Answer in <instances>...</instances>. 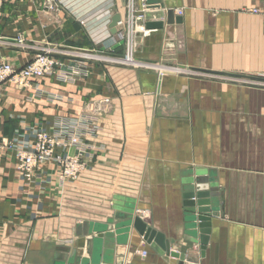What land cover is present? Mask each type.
I'll list each match as a JSON object with an SVG mask.
<instances>
[{"label":"crops","instance_id":"0c3cea01","mask_svg":"<svg viewBox=\"0 0 264 264\" xmlns=\"http://www.w3.org/2000/svg\"><path fill=\"white\" fill-rule=\"evenodd\" d=\"M58 1L57 12L4 1L0 63L22 67L47 45L105 58L54 54L75 79L3 83L0 139L31 149L61 121L98 117L81 145L58 149L86 163L63 186L57 162L26 181L14 151L0 153V264H264V16L250 12L261 0H151L182 21L150 29L133 61L110 59L129 53L110 26L127 15L122 0ZM19 34L38 48L11 44ZM198 178L217 192L204 250L184 204ZM135 216L185 258L154 251L124 225Z\"/></svg>","mask_w":264,"mask_h":264},{"label":"built area","instance_id":"2783aa9c","mask_svg":"<svg viewBox=\"0 0 264 264\" xmlns=\"http://www.w3.org/2000/svg\"><path fill=\"white\" fill-rule=\"evenodd\" d=\"M5 0H0V15ZM140 6L136 0H126L127 15L125 19L118 21L117 25L121 26L118 36L126 41L129 53L125 57H111L113 60L133 61V50L139 44L141 38L150 30L146 26L145 11L149 9L150 4L147 0H141ZM44 8L48 11L57 12L61 10L58 0H44ZM254 14L264 15V0H261L260 6L250 10ZM182 12L179 11V14ZM2 39H0L1 41ZM16 47L38 48L27 43L23 34H19L13 42ZM54 54H62L75 56L80 58H105L98 53L89 52L75 48H57L47 45L39 48V52L22 67H15L8 62L0 63V88L7 81H11L18 86L29 87L34 80L42 79L49 75H57L64 81L75 79L76 73L62 68L63 62L56 59ZM78 73L87 75V69L81 67ZM108 102L109 99H104ZM98 117L97 113L83 112L76 118H72L68 122H60V128L57 133L48 131L39 132L35 143L31 149H22L15 146V142L11 139H0V153L12 150L17 158V169L26 181H32L36 172L41 168V164L47 160H53L58 163V177L63 186L66 182L74 181L86 167L82 154L72 153L68 151L65 155L60 153V148H71L82 144V137L90 130L89 124ZM143 257L147 256L148 251L139 252Z\"/></svg>","mask_w":264,"mask_h":264},{"label":"water","instance_id":"95a60500","mask_svg":"<svg viewBox=\"0 0 264 264\" xmlns=\"http://www.w3.org/2000/svg\"><path fill=\"white\" fill-rule=\"evenodd\" d=\"M149 4L151 0H147ZM122 4H126V0H122ZM166 17V22L164 21ZM121 15L117 13L113 16L110 26L114 28ZM146 26L148 29H162L165 24H174L182 21V17L175 16L174 10H163L160 5H150L149 9L145 11ZM195 185L192 180L187 181L186 190L184 193L185 210L187 212L186 222L189 233L197 237L202 249L204 250L209 242V235L211 233V218L217 215L216 210V197L217 192L213 184L204 181L201 178L197 179ZM133 224L139 234L147 241L150 247L161 255H171L175 257L185 258L177 250L171 248L170 242L165 238V235L157 230L151 228L139 216H135L128 223L124 225ZM62 251H68V248H60ZM66 258L65 256H60ZM88 261L86 260V263Z\"/></svg>","mask_w":264,"mask_h":264},{"label":"rangeland","instance_id":"374dc122","mask_svg":"<svg viewBox=\"0 0 264 264\" xmlns=\"http://www.w3.org/2000/svg\"><path fill=\"white\" fill-rule=\"evenodd\" d=\"M253 8H254V7H253ZM251 9H252V8H251ZM251 9H250V10H251ZM250 12H251V11H250ZM257 15H258V14H257ZM261 16H264V15H261Z\"/></svg>","mask_w":264,"mask_h":264}]
</instances>
